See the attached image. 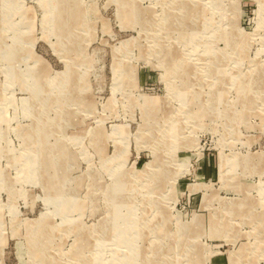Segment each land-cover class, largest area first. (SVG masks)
<instances>
[{
  "label": "rangeland",
  "instance_id": "1",
  "mask_svg": "<svg viewBox=\"0 0 264 264\" xmlns=\"http://www.w3.org/2000/svg\"><path fill=\"white\" fill-rule=\"evenodd\" d=\"M0 264H264V0H0Z\"/></svg>",
  "mask_w": 264,
  "mask_h": 264
},
{
  "label": "bare ground",
  "instance_id": "2",
  "mask_svg": "<svg viewBox=\"0 0 264 264\" xmlns=\"http://www.w3.org/2000/svg\"><path fill=\"white\" fill-rule=\"evenodd\" d=\"M55 7H58L57 4L55 5Z\"/></svg>",
  "mask_w": 264,
  "mask_h": 264
}]
</instances>
